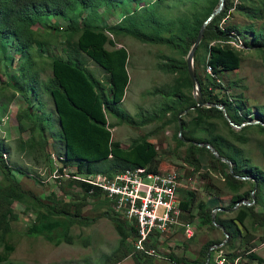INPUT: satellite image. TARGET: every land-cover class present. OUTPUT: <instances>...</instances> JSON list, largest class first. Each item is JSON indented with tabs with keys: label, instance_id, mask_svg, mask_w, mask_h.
<instances>
[{
	"label": "trees",
	"instance_id": "trees-1",
	"mask_svg": "<svg viewBox=\"0 0 264 264\" xmlns=\"http://www.w3.org/2000/svg\"><path fill=\"white\" fill-rule=\"evenodd\" d=\"M177 2L184 7L168 15L165 12L166 0H0V75L6 72L9 77L0 80V122L9 104L20 95L27 106L18 108L15 118L19 133L28 132L27 137L19 135L10 141L0 138V174L5 180V183L0 182V243L3 246L0 264H24L9 258L14 246L7 242V236L12 232L11 222L18 219L13 207L15 202L24 204L35 214L34 221L25 229V235L42 237L58 246L73 242L70 234L73 225L88 226L97 219L83 214L90 200H95L105 208L99 217H106L112 222L118 240L110 253L101 255L98 263L86 264H116L129 256L134 264H151L145 260L142 251L138 250L136 254L129 244L137 239V226L126 224L118 217L111 207L112 198L84 178L103 174L112 179L116 174L137 167L158 173L159 154L149 137L168 123L178 122L182 110L195 106L186 57L201 25L216 7L218 0ZM109 6H118L122 10L120 20L111 25L104 23L98 11L101 7L107 9ZM231 8L260 22L257 26L250 23L242 27L224 24V18ZM43 15L66 21V27L62 30L57 23L53 25L55 31L64 32V38L60 41L64 53H50L53 37L48 32L39 33L33 29L38 22L46 24V21H42ZM245 31L250 33L249 40L245 38ZM119 35L166 45L179 55L158 56L160 60L157 67L172 74L173 79L146 91L149 95L160 97L161 103L154 112L141 120L119 106L129 83L128 52L124 46H117L115 37ZM236 35L242 39L244 48L259 50L264 60V0H238L237 3L225 0L223 9L205 25L203 37L194 54L195 74L203 100L223 105L229 118L236 124H242L252 119L244 94L227 92L233 88L234 83L226 86L221 83L223 74L238 69L242 61L240 50L228 42ZM45 54L48 56L47 67L44 65ZM89 60L103 70V79L89 67ZM200 67L206 79L199 73ZM217 89L223 92L221 96L217 94ZM44 93L49 102L52 99L53 111H45L44 102L39 98ZM32 94H35L39 104L34 108L29 105ZM257 110L260 120L264 122V106ZM47 113L50 116L56 113L57 116L58 135L62 140L61 145L58 144L61 146L58 159L63 166L75 168L70 173L72 178L67 185L78 189L72 191L70 199L55 193L41 199L23 188L13 173L16 170L36 175L37 171L30 165L49 167L51 153L45 150L48 141L43 136V130H49V121L45 117ZM107 114L115 116L118 122H109ZM166 116L169 117L166 119ZM184 116L189 119H181L180 131L177 124L175 138L178 145L187 144L183 160L194 171L201 168L202 156L208 153L207 169H221L223 180L232 192L233 206L244 199V193L239 192L244 179L252 181L253 187L256 185L253 194L247 199L252 203L240 204L233 221L216 219L228 233L229 244L233 247V242L240 235V226H245L246 219H250L251 225H264V170L252 165L240 147V144L247 143L245 131L253 123L235 129L217 106L196 107L188 110ZM152 122L156 123L154 129L133 138L127 147H122L119 141L112 139L111 128L116 125L125 123L143 126ZM255 124L264 132L263 124ZM223 127L226 132H223ZM203 142L214 146L220 155L230 160L232 172L209 148L199 145ZM13 154L25 156L33 164L18 163L13 160ZM59 182L65 193L61 179ZM179 205L182 211H187L189 197ZM215 207L205 201L197 203L195 217L198 226H214L212 210ZM256 207L260 209L256 211ZM195 217L190 215L191 220ZM211 244L214 242H208L202 248L205 258ZM238 256L240 253H230L229 258L233 263ZM166 258L173 264H206L205 259H189L173 253H168ZM245 258L247 264H264V259L251 249L245 253ZM207 264L214 263L208 261Z\"/></svg>",
	"mask_w": 264,
	"mask_h": 264
},
{
	"label": "rangeland",
	"instance_id": "rangeland-1",
	"mask_svg": "<svg viewBox=\"0 0 264 264\" xmlns=\"http://www.w3.org/2000/svg\"><path fill=\"white\" fill-rule=\"evenodd\" d=\"M237 3L238 0H233ZM145 2V1H144ZM177 0H166L165 12L172 15L177 8H183V5L177 4ZM98 11L102 14L104 23L111 25L120 20L122 10L118 6H109L107 9L101 7ZM224 24H233L239 27L253 23L258 25L260 20H253L244 13L231 8L225 16ZM42 21H46L43 25L38 22L33 26V29L39 33L48 32L53 37V42L50 47V53H64L61 42L64 38L63 31H55L53 25L57 23L59 29L66 27V21L59 17H46L43 15ZM245 38L250 39V33L245 31ZM51 37V38H52ZM117 46H124L128 52L127 70L129 76V83L125 91L124 98L119 106L125 109L130 114L142 119L154 112L161 103L158 96H152L146 93L153 87L171 82L173 75L165 73L157 67L159 62V55L179 57L176 51L161 44H152L142 42L129 35H119L115 37ZM241 54L240 67L233 71L225 72L222 76L221 83L226 86L228 83H234L233 88L227 92L244 94L246 104L251 109V123L253 125L245 131L248 141L245 144H240L245 155L250 159L252 165H257L264 170V132H261L256 126L255 120H260L258 107L264 106V60L259 50L254 48L239 49ZM51 55V54H50ZM18 56V55H16ZM45 66L47 67L48 56H44ZM89 67L97 74L99 78L103 79V70L91 60L88 61ZM199 73L204 76L203 69L198 68ZM48 70V74H49ZM44 77V76H43ZM9 77L6 72H2L0 80H7ZM210 87V86H209ZM192 95L197 91L195 88L190 89ZM217 94L221 96L223 93L216 90ZM39 98L44 102L46 112L53 111V101L48 96L40 94ZM52 104V105H51ZM31 108L38 106V101L35 94H32L29 103ZM27 103L20 95L9 104L6 114L0 122V138L8 141L21 135L27 137L28 132L19 133L18 122L15 118V113L18 108L26 107ZM258 111V110H257ZM56 113L49 115L45 114L48 119V129L43 130V136L47 139L48 144L46 151L51 153V163L49 167L42 168L36 166L25 156L13 154V160L18 163H28L33 167L37 173L36 175H28L14 170V175L19 179L23 188L32 191L36 196L44 199L45 196L55 193L58 196L70 199L72 191H77L78 188L67 185L72 176L71 172L75 171L74 167L63 166L61 160L58 159L57 154L61 150V139L58 135L59 126ZM169 116H166V119ZM109 122L117 123L118 119L115 116L107 114ZM181 119L187 120L188 116L180 115ZM261 121V120H260ZM159 124V123H157ZM178 122H170L162 129L159 128L156 134L149 137L158 151L159 174H175L176 176V192L175 204L180 209V202L184 201L186 197L190 199V205L187 211L180 209L179 214L174 215L173 220L165 223L160 228H153L143 242V250L145 260L151 264H173L166 258L168 253H173L177 256H185L189 259L207 260L204 257L202 248L208 242H214L208 246L211 256L209 262L217 264V261L226 262V264H234L229 258L230 253H240L236 259L238 264H247L245 253L249 249L264 259V225H251L250 219H246L245 226H240V235L233 242L232 247L229 244V237H226L225 232L212 222V225L198 226V219L195 217L197 211V203L205 201L214 209V219H223L226 221H233L236 216V211L240 206L233 208L232 192L226 186L221 175V169L217 171H208L209 154L205 152L202 156V165L198 171L188 165L184 160L185 149L187 144L178 145L175 133ZM156 126L155 122L145 124L143 126H131L125 123L119 124L111 128L112 139L120 142L122 147H127L131 140L139 135H142ZM223 132L226 129L223 127ZM52 132V136H51ZM53 137V138H52ZM5 157V155L3 154ZM61 171V172H60ZM115 177V176H114ZM64 184L65 193L62 192L59 180ZM0 182L5 183V180L0 174ZM253 183L249 179H244L240 193H244V199L247 200L252 195ZM111 207L113 212L122 218L126 224L137 226L138 222L136 216L131 212V205L129 203H119L112 199ZM15 212L18 214V219L11 222L12 232L7 236V242L14 246L13 252L9 258L15 262H22L24 264H86L87 262L98 263L103 253H110L115 247L118 240L112 222L106 217H99V213L105 209L98 205L95 200H90L83 209V214L90 218H97L92 224L88 226L73 225L70 230L72 236V243H62L58 246L46 241L42 237H28L25 235V229L29 226L35 218L33 210H29L24 204L15 202L13 204ZM219 208V209H218ZM260 208L256 207L258 211ZM190 215L195 218L190 219ZM217 223V222H216ZM218 224V223H217ZM251 235V236H249ZM249 238V240H245ZM133 247L135 253L138 249L135 248V239L129 243ZM3 246L0 243V252ZM246 250V251H245ZM245 251L244 254H241ZM149 252V253H148ZM137 254V253H136ZM118 264H134L131 256L127 257L122 263Z\"/></svg>",
	"mask_w": 264,
	"mask_h": 264
},
{
	"label": "built area",
	"instance_id": "built-area-1",
	"mask_svg": "<svg viewBox=\"0 0 264 264\" xmlns=\"http://www.w3.org/2000/svg\"><path fill=\"white\" fill-rule=\"evenodd\" d=\"M228 42L236 49L244 48L238 35ZM84 180L100 187L108 197L119 203L131 205V212L138 222V236L135 240V248L138 250H143V242L153 228H160L180 212L175 204V174L152 173L147 172L144 167H137L116 174L112 179L96 174L89 175ZM237 260L235 259L234 264H238ZM217 264H223V261H217Z\"/></svg>",
	"mask_w": 264,
	"mask_h": 264
},
{
	"label": "water",
	"instance_id": "water-1",
	"mask_svg": "<svg viewBox=\"0 0 264 264\" xmlns=\"http://www.w3.org/2000/svg\"><path fill=\"white\" fill-rule=\"evenodd\" d=\"M224 3H225V0H218V3L216 5V7L211 11V13L209 14V16L206 18V20L204 21V23L201 25L199 31H198V34L187 54V57H186V62H187V71H188V74L191 78V81H192V85H193V88H195V90L197 89V91L194 93V98H195V106L194 107H188L187 109L185 110H182L179 115H178V124H179V131L181 130V122H180V115L181 114H185L188 110L190 109H193V108H196V107H202V106H206V107H210V106H217L218 108L222 109V112H223V115L225 117V119L229 122V124L235 128V129H240L243 125L247 124V123H251V121H247L245 123H242V124H236L234 123L228 116L225 108L223 105H218L217 103H214V102H205L203 100V97H202V94H201V90H200V86H199V83H198V80L196 78V74H195V68H194V54H195V51H196V48L198 46V44L200 43L202 37H203V33H204V30H205V25L212 20V18L217 15L222 9H223V6H224ZM261 123L264 125V122L263 121H260V120H255L254 123ZM199 145H203L207 148L210 149V151L216 156L218 157L220 160H222L223 162H225L228 167H229V170L230 172H232V164L230 162V160L222 155H220L218 153V151L216 150V148L212 145H210L209 143H206V142H203V143H199ZM241 178H245V177H242ZM248 178V177H247ZM254 179V178H253ZM256 189V185L253 187L252 189V194L254 192V190ZM252 202L248 201V200H245V199H241L239 200L234 206L233 208H236L237 206H239L240 204H247V205H250ZM219 209V208H218ZM214 210L216 209H213L212 210V222L215 223V225H218L219 228H221L225 234H226V237L228 238V233L224 230V227L221 225V224H217L215 222V219H214ZM210 258V252H209V249L207 251V260H206V264L208 263V260Z\"/></svg>",
	"mask_w": 264,
	"mask_h": 264
},
{
	"label": "crops",
	"instance_id": "crops-1",
	"mask_svg": "<svg viewBox=\"0 0 264 264\" xmlns=\"http://www.w3.org/2000/svg\"><path fill=\"white\" fill-rule=\"evenodd\" d=\"M127 258V257H126ZM126 258H124L123 260H121L120 262H118V263H122V261H124ZM118 263H116V264H118Z\"/></svg>",
	"mask_w": 264,
	"mask_h": 264
}]
</instances>
